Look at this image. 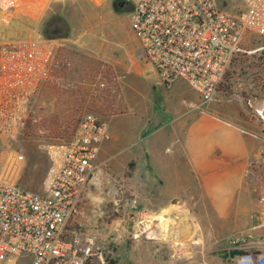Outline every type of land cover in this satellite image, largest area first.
<instances>
[{"label":"rangeland","instance_id":"obj_1","mask_svg":"<svg viewBox=\"0 0 264 264\" xmlns=\"http://www.w3.org/2000/svg\"><path fill=\"white\" fill-rule=\"evenodd\" d=\"M114 1L43 0L35 7L36 17L21 12L0 15V45L43 36L46 23L60 18L65 36L54 39L55 55L68 60L50 72L32 97V113L44 118L35 127L39 132L0 137V177L41 192L48 168L47 147L67 142L87 114L108 125L115 119L126 120L135 129L132 139L152 140L136 133L142 129L146 134L159 122L156 106L162 100L129 26V12L140 0H130L129 10L120 9ZM246 3L217 0L226 11L243 9ZM258 42L253 37L250 45ZM100 71L108 73V85L98 81ZM225 75L227 92L207 110L187 108L181 119H175L185 143V159L173 163L178 165L176 170L154 179L140 177L136 171L140 161H119L109 157L110 151L101 153L66 229L80 237H96L108 248L106 256L113 264H235L242 252L233 239L264 248V116H255L246 105L248 100L264 102V58L240 55ZM116 99L126 109L118 105L109 116L107 106ZM63 101L70 103L69 109L59 107ZM170 102L173 105V97ZM161 110L160 120L174 125L173 111ZM199 131L213 136V144L201 157L190 153ZM159 135L167 138L165 129ZM18 156L22 159L12 166ZM147 198L161 199L168 206L156 207ZM171 217L182 218L176 229ZM168 228L173 236L166 234Z\"/></svg>","mask_w":264,"mask_h":264},{"label":"built area","instance_id":"obj_2","mask_svg":"<svg viewBox=\"0 0 264 264\" xmlns=\"http://www.w3.org/2000/svg\"><path fill=\"white\" fill-rule=\"evenodd\" d=\"M19 1L0 0V15L11 16ZM128 19L159 81L167 87L184 81L199 95L201 107L227 92L221 84L238 56L264 58V0H247L236 11L219 7L217 0H140ZM253 37L259 42L251 46ZM54 42L36 35L0 45V137L15 136L31 113L32 97L57 65ZM246 105L263 119L264 102ZM109 137L106 123L84 115L67 142L47 147L41 192L0 177V264H110L108 248L96 237H80L65 227ZM232 243L242 252L235 264H264V248L238 239Z\"/></svg>","mask_w":264,"mask_h":264},{"label":"crops","instance_id":"obj_3","mask_svg":"<svg viewBox=\"0 0 264 264\" xmlns=\"http://www.w3.org/2000/svg\"><path fill=\"white\" fill-rule=\"evenodd\" d=\"M42 3L43 0H20L18 8L15 12H21V14L24 13L28 16L36 17L38 16V12L35 7ZM146 63L147 71L149 70L151 72V78L156 81V84L161 91L160 95L162 97V100H160V103L158 102L159 104H157L156 106L157 116L155 117L157 118V120H159V122L154 123L152 125V128L148 129L146 134L142 133V129L137 130L136 133H138V135H144L143 137L148 136L152 138V140L147 141L148 139H142L141 141H139L137 137L135 139H132V131L135 132V129L132 130L131 123L127 122L126 120L115 119L113 121V124L111 125H108V123L104 122L107 125L110 135L109 138H111V141L109 142V139L102 143L98 151L97 159L101 153L110 151L109 157L115 160L140 161L141 166L136 168L137 175L140 177L152 176L154 179V176L170 175L172 171L176 170V166H178L177 164L173 163L175 161L185 159L182 152L183 145H185V143L182 141L181 136H179V132L181 131L177 129L178 121H176L175 119H181L184 116L185 109L187 110V108H189L190 110H207L208 107L211 106V103H208V106H206L205 108L204 106L201 107L199 95L195 91L190 89L188 85L182 80H175L176 82L174 81L169 87L165 86L159 81L157 74L149 65V63L147 61ZM97 73L98 74L96 75V77L99 76L98 81L102 82H100V84L106 85L107 82H105V79L106 77H108V73L104 71H100ZM110 77L114 78V75H110ZM162 86H164L167 91H164ZM174 87H176L175 90H170V88ZM117 89H119L118 86H116L114 90L118 91ZM178 89L181 90L178 91ZM170 97H173V105L170 104ZM196 99H198L197 103L195 102ZM118 105H121V101L119 99H116V102L114 101L107 106V110L105 113H107L109 116H113ZM121 106L126 109L124 104H122ZM161 109L173 111V113L176 115L174 118V125L172 121L168 120V122H162L160 120V117L163 116V114H161ZM119 110H121V108ZM128 111L129 110H127V112ZM215 127L220 126L215 125ZM182 128L183 124L181 125L180 129ZM163 129H165L167 137L166 139H162L159 135L161 134V131ZM211 134L212 133L208 131H199L197 140L193 142L195 152L193 147L190 146V153H195L194 155L198 157L206 154L207 148L212 143L213 136ZM225 142L227 143L228 141L226 140L224 141V143ZM134 146H136V148ZM133 147L134 151L130 152L132 151L130 149H132ZM163 155L165 156L164 158H162ZM151 160H155V162L153 163L151 162ZM147 199L148 202H151V204L156 207L165 208L168 206L167 202H163V200L161 199L160 201L154 200L155 202L153 200H149V198Z\"/></svg>","mask_w":264,"mask_h":264},{"label":"trees","instance_id":"obj_4","mask_svg":"<svg viewBox=\"0 0 264 264\" xmlns=\"http://www.w3.org/2000/svg\"><path fill=\"white\" fill-rule=\"evenodd\" d=\"M48 35V38H59V37H64L65 36V34L64 33H62V34H58V35H52V34H47ZM67 61L68 60H66L65 62L63 61V59H58V57H56V55H55V62H56V66L54 65L53 67H52V69H51V72L55 69V68H58L59 67V65L60 66H64V65H66L67 64ZM65 63V64H64ZM227 82H228V76L227 75H225V77H224V82L221 84V88L223 89V90H225V91H227L226 89L228 88V85H226L227 84ZM60 106V108H62L63 107V109L64 110H67V109H69L70 108V103H68V102H64L63 101V103H60L59 104ZM33 111V110H32ZM32 111H31V113H29V115H28V117L26 118V120L24 121V124H23V126H22V128L19 130L20 132L22 131V132H25L27 135H29L30 133H34V132H39L35 127H36V125H37V123L38 122H42L43 121V117L41 116V113L39 114V113H32ZM233 254V253H232ZM108 261L110 262V264H113V262H114V260L112 259V258H108Z\"/></svg>","mask_w":264,"mask_h":264},{"label":"flooded vegetation","instance_id":"obj_5","mask_svg":"<svg viewBox=\"0 0 264 264\" xmlns=\"http://www.w3.org/2000/svg\"><path fill=\"white\" fill-rule=\"evenodd\" d=\"M115 5L120 9L129 10V6L127 3L122 0H115ZM64 23L58 17L51 18L45 25V31L43 35L48 36L47 34L58 35L64 33Z\"/></svg>","mask_w":264,"mask_h":264},{"label":"bare ground","instance_id":"obj_6","mask_svg":"<svg viewBox=\"0 0 264 264\" xmlns=\"http://www.w3.org/2000/svg\"><path fill=\"white\" fill-rule=\"evenodd\" d=\"M171 220H172V222H173V224L175 225V227H173V228H175L176 229V226H179V225H181V221H182V218H180V217H178V218H176V217H171L170 218ZM179 224V225H178ZM173 226V225H172ZM168 232H166V234L167 235H172V233L171 232H169V228L168 229H166ZM173 236V235H172Z\"/></svg>","mask_w":264,"mask_h":264},{"label":"water","instance_id":"obj_7","mask_svg":"<svg viewBox=\"0 0 264 264\" xmlns=\"http://www.w3.org/2000/svg\"><path fill=\"white\" fill-rule=\"evenodd\" d=\"M46 38H48V36L44 35ZM52 39H56V38H52Z\"/></svg>","mask_w":264,"mask_h":264}]
</instances>
